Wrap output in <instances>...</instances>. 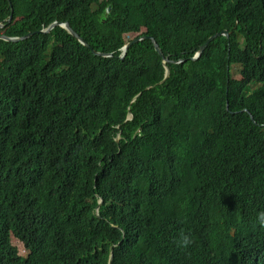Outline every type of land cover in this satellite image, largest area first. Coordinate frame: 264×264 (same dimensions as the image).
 Segmentation results:
<instances>
[{
  "label": "trees",
  "instance_id": "16d2710c",
  "mask_svg": "<svg viewBox=\"0 0 264 264\" xmlns=\"http://www.w3.org/2000/svg\"><path fill=\"white\" fill-rule=\"evenodd\" d=\"M9 1L0 264H264V0Z\"/></svg>",
  "mask_w": 264,
  "mask_h": 264
},
{
  "label": "water",
  "instance_id": "95a60500",
  "mask_svg": "<svg viewBox=\"0 0 264 264\" xmlns=\"http://www.w3.org/2000/svg\"><path fill=\"white\" fill-rule=\"evenodd\" d=\"M7 2L9 3L10 5V1L7 0ZM110 11V8H107V12ZM11 18H12V15L10 14L9 18H8V22L11 21ZM4 25L0 23V29H3ZM54 28H61L63 30H65L69 35H71L78 43H80L82 46L86 47V48H89V45H87L83 39H81L69 26L68 23H59V22H53L52 24H50L48 27L40 30V31H37V32H33V33H28L27 35L23 36V37H7L5 35H0V40L2 41H5V42H11V43H16V42H19V41H23V40H26L28 38H30L32 35L34 34H49ZM229 32L227 31H222L220 33H217L211 37H209L206 42L200 46L199 50L195 53L194 57L192 58V60H198L202 54V52L206 49V47L208 46V44L213 41L214 39L218 38V37H224L225 39H228L229 37ZM144 40H150L152 45H153V48L154 50L156 51V53L161 57L163 58V54L159 48V46L157 45V43L155 42V40L147 35H143V36H140V37H137V38H134L132 39L131 41L127 42L122 48H121V55H120V59H123L124 56L126 55V52L128 51V49L133 45V44H136L140 41H144ZM92 53L95 55V56H100V57H111L110 54L106 55V54H101V53H97V52H94L92 51ZM168 61L163 59V63H167ZM168 69L165 67V75H164V79L162 82H160L159 84L163 83L167 77H168ZM227 106V105H226ZM227 108V107H226ZM252 119V117H250ZM132 119V115L129 113V115L127 116L126 118V121H130ZM119 137L117 136L115 141L118 143L119 141ZM101 203V200H99V204ZM98 211V208H96L95 212L97 213ZM111 255L109 257V263L111 261Z\"/></svg>",
  "mask_w": 264,
  "mask_h": 264
},
{
  "label": "clouds",
  "instance_id": "9594fccd",
  "mask_svg": "<svg viewBox=\"0 0 264 264\" xmlns=\"http://www.w3.org/2000/svg\"><path fill=\"white\" fill-rule=\"evenodd\" d=\"M256 224L259 225L261 229H264V210L256 212L255 215ZM193 243V239L190 234L181 233L177 244L180 248L186 249Z\"/></svg>",
  "mask_w": 264,
  "mask_h": 264
},
{
  "label": "rangeland",
  "instance_id": "374dc122",
  "mask_svg": "<svg viewBox=\"0 0 264 264\" xmlns=\"http://www.w3.org/2000/svg\"><path fill=\"white\" fill-rule=\"evenodd\" d=\"M136 35H131V37H135ZM242 47V46H241ZM231 76L233 79L235 80H239L240 79V75H239V68L237 66L232 67L230 70ZM12 245L15 246L18 250L19 255L25 259L28 255L27 251L23 248V246L21 245V243H19L17 240H15L14 238H12L11 241Z\"/></svg>",
  "mask_w": 264,
  "mask_h": 264
}]
</instances>
